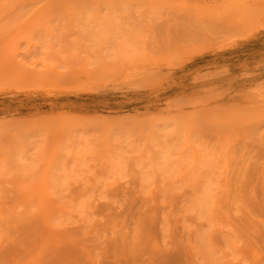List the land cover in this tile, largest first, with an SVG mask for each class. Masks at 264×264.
<instances>
[{
    "label": "rangeland",
    "instance_id": "rangeland-1",
    "mask_svg": "<svg viewBox=\"0 0 264 264\" xmlns=\"http://www.w3.org/2000/svg\"><path fill=\"white\" fill-rule=\"evenodd\" d=\"M0 264H264V0H0Z\"/></svg>",
    "mask_w": 264,
    "mask_h": 264
},
{
    "label": "bare ground",
    "instance_id": "bare-ground-1",
    "mask_svg": "<svg viewBox=\"0 0 264 264\" xmlns=\"http://www.w3.org/2000/svg\"><path fill=\"white\" fill-rule=\"evenodd\" d=\"M188 81V80H187ZM227 82H231V80L230 79H228L227 81H226V89L227 90H230L231 88L233 89V85L231 84V83H227ZM187 85H189V84H187ZM167 95H169V94H167ZM143 99V101H145V99L144 98H142ZM146 102V101H145ZM115 106H117V105H115ZM119 109H121L120 107H119ZM78 110H77V108H75V112H77Z\"/></svg>",
    "mask_w": 264,
    "mask_h": 264
}]
</instances>
